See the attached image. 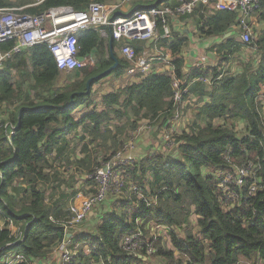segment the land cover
Instances as JSON below:
<instances>
[{"label":"trees","instance_id":"obj_1","mask_svg":"<svg viewBox=\"0 0 264 264\" xmlns=\"http://www.w3.org/2000/svg\"><path fill=\"white\" fill-rule=\"evenodd\" d=\"M93 1L115 0H44L26 11L39 14L58 6L82 11ZM32 2L0 0V8ZM136 2L139 0L132 10L142 5ZM162 2L174 3L155 0L147 7ZM204 14L201 13L198 32L202 37L222 38L212 47L220 66H194L185 72L181 52L188 39L163 40L176 55L172 76L151 72L139 81L103 94L99 103L93 101L92 93L101 79L93 81L87 91L88 79L114 64L112 53L119 64L109 75L122 77L129 64L117 53L121 42L111 35L102 38L92 27L77 32L79 57L95 58L88 68L60 70L48 45L40 43L24 51L16 64L8 62L0 70V83L5 82L13 91L1 93L0 100L15 98L17 89L22 93L21 87L29 81L26 77L32 82L30 90L35 92L32 101H28L30 90L26 92L11 121L14 128H10L8 137L4 132L0 137V218L4 222L0 226V264H4L2 258L9 252L26 256L27 261L19 264H34L47 257L52 248H60L67 233L72 234L68 248L73 256L62 264H141L142 258L128 252L122 243L128 235L148 231L151 223L165 226L170 236L174 249L159 246L156 251L168 264L264 261V101L260 100L264 96V28L249 43H242L234 36L223 38L232 26L239 25L237 12L217 10L210 16ZM158 28L163 34L160 23ZM246 44L254 48V58L243 64L241 72L224 74L222 63ZM133 45L141 54V45ZM29 67L30 72H26ZM13 68L18 70L16 77ZM199 77L210 78L211 88L204 93L209 101L198 109L189 129L178 136L176 155L172 151L153 152L125 166L126 198L119 200L114 210L99 215L92 229L71 231L67 204L77 192L70 195L72 191L64 187L67 181L54 163L71 147L74 137L84 132L83 139L88 137L95 145V157L107 161L129 141L140 120L168 127L174 79L188 87ZM237 118L245 122L241 136L236 131ZM74 132L77 134L71 137ZM100 160L95 165L84 157L77 160L80 168L87 169V174L82 173L83 169L79 171L86 183L93 182L88 175L97 170ZM249 160L256 163L254 170L242 186L232 187L236 201L228 207L233 203L224 199L221 175L234 164ZM255 182L257 190L250 194ZM193 217L198 231L189 228ZM15 226L19 228L17 233L13 231ZM181 227L185 230L183 236L177 234ZM176 251L186 260L177 257Z\"/></svg>","mask_w":264,"mask_h":264},{"label":"built area","instance_id":"obj_2","mask_svg":"<svg viewBox=\"0 0 264 264\" xmlns=\"http://www.w3.org/2000/svg\"><path fill=\"white\" fill-rule=\"evenodd\" d=\"M43 1L34 0L22 6L0 8V67L35 45L46 43L60 70L69 72L79 69L85 65V57H79L77 32L92 27L102 38H108L111 35L117 42H121L122 55L129 64L125 74L137 76L147 73L154 58H162L159 56L162 55L160 53L137 54L133 45L137 41L143 42L156 38L159 34L158 23L164 29L162 37H168L171 18L191 14L202 3L212 4L217 10L241 14L238 25L240 30L242 28L240 38L244 43H249L254 36L247 17L253 13L264 15V0H180L178 4H154L149 7L138 5L126 15L120 13L122 4L117 1H93L87 9L82 11H75L70 6L53 7L39 14L26 11V8L37 6ZM125 1L134 2L135 0ZM169 64L172 67L171 61ZM198 79L208 81L206 77ZM173 86V112L169 121L170 125L166 127L168 131H165L163 138L165 147L167 144H174L169 133L173 130L171 122L181 119L180 107L187 92V87H182L176 79ZM8 127L14 128V125L11 123ZM133 149H135L133 140L126 142L111 158L102 162L93 174L88 175V178L95 183L96 191L88 196H80L76 199V195L70 199L68 209L72 217L69 224L83 223L92 209L106 200L109 192L124 189L127 182L122 169L133 165L138 158L134 155ZM255 165L253 160L241 165L234 164L231 170L221 175L220 184L225 189L224 199L227 203H233L228 207H232L236 201L232 187L242 186ZM257 187L258 183L251 184L250 194L256 192ZM142 235V232H137L124 237L122 244L125 249L130 253L139 249L141 255L155 252L156 249L150 246L149 242L140 239ZM69 242L70 239L65 238L60 246L63 262H68L73 256V252L68 248ZM2 261L4 264H19L26 262L27 258L21 252H10L4 255Z\"/></svg>","mask_w":264,"mask_h":264},{"label":"rangeland","instance_id":"obj_3","mask_svg":"<svg viewBox=\"0 0 264 264\" xmlns=\"http://www.w3.org/2000/svg\"><path fill=\"white\" fill-rule=\"evenodd\" d=\"M119 3H121V7L120 10L123 12H126L127 10L131 9V7H133L134 2H127L125 0H115ZM254 17L256 18L255 21H252V28H253V36L257 33L260 32V30L263 28L264 26V16H260L259 14H254ZM241 32H242V28H241ZM239 32L237 31L235 33L236 37L239 38ZM184 47H183V51H184ZM117 53L119 54L120 57L124 58L121 52V48L120 46H118L116 48ZM250 48H247V46L244 49V52H247L248 54H250ZM150 53L154 54L155 52H157L158 50H149ZM255 51V50H254ZM211 55L215 56L214 58L211 59V61L208 62L209 66L214 65V66H220V60L217 59L216 54L211 52ZM256 53H254L252 56H255ZM24 56V53L16 56L13 60H19ZM249 58V56H248ZM247 58V59H248ZM234 58H231V60ZM13 60L7 61L8 62H12ZM246 60V58H245ZM5 63V64H6ZM84 63L85 65L80 67L84 68L87 66L90 67L95 63V58L93 55H90L88 57L84 58ZM5 64L0 67V70H3L5 68ZM216 64V65H215ZM223 66V65H221ZM223 67H226L225 65ZM15 69V68H13ZM31 67H29V69L26 70V72H30ZM16 71L13 72L12 70V74L17 75L18 70L15 69ZM0 78L1 75H0ZM27 80L31 81V79H29V77H26ZM116 78L113 75H108L104 78H102L99 82H97L94 86H93V93H92V99L93 101H95L96 103H99L101 100V96L103 95V93H107V92H113L116 91L118 88H116ZM64 78L62 80H60L59 82H63ZM131 82V81H129ZM127 82V83H129ZM30 82L25 83L22 87H21V92L20 93L17 89L16 92V97L9 100V99H4V100H0V118L2 119H7L8 117L12 118L13 113H15L18 111L19 105L25 100L26 96H27V91L29 92L30 87H31ZM122 87V86H121ZM4 91L7 92L8 94H13L12 89L8 90L7 86L4 83H0V94L2 93L4 95ZM19 92V93H18ZM31 95L28 99V101H32L35 98V92L30 90ZM10 114V115H9ZM78 115V114H76ZM14 117V116H13ZM189 119H190V115L187 113V111H185L184 113V118L181 121H172L171 125L173 126V130L169 131L172 140L174 141L173 145L167 144V150L171 149V151H173L172 154H174L177 150V140H178V136L184 131L189 129ZM192 122V121H191ZM139 127L132 131L131 133V137L129 138L130 140H133L136 149H142L144 150L145 154L144 156H147L148 154H151L153 152L156 151V145L157 142H159V138L162 139L164 138V134L165 131H168V128H164L163 125H160L159 123L157 124L158 127H153V124L151 122H149L148 120H140L138 122ZM245 122L242 120L237 121L236 125V131L238 132V134L241 136L244 134L245 132V126H244ZM83 135L84 132H82V135L76 136L74 137V141H73V145L71 144V147H73V149L70 152L71 147L67 150V152L62 156L61 159H59L58 161H56L55 167L57 170H59L62 174H63V178L67 181L66 184L64 185V187L68 186L69 191L74 190V192H77V196L76 199L80 196H88L91 195L93 193H95L96 191V185H94L93 182H88L86 183L83 179V176L79 173V171L81 169H83L82 173H88L85 167H79L77 165V160L84 157L86 161H92L93 165L97 164V161L99 162L100 158H96L95 155L96 153H93V150L95 149V145L94 143L90 142V139L87 137L86 139H83ZM73 137V135H72ZM140 145H139V144ZM141 146V147H140ZM160 146V144H159ZM91 152V153H89ZM100 162H102V159L100 160ZM137 162V160H136ZM136 164V163H135ZM124 171V168L122 169ZM79 173V174H75ZM125 172V171H124ZM123 172V173H124ZM76 189V190H75ZM125 189V188H124ZM124 189L122 191H114V192H109L107 195L106 200L101 203L100 205L96 206L94 209H92L91 214L86 218V220L81 223V224H68L69 228L71 229V231H83V229H85L88 224L91 225L92 224V220L94 218L98 219V216L101 214H104L106 212L112 211L114 210V207H116L117 202L119 200H123L126 198V192L124 191ZM47 196L50 197V191H47ZM74 201V200H73ZM70 202H68L67 204V209H68V205ZM69 211V209H68ZM69 214L71 216V213L69 211ZM69 216V215H68ZM72 217V216H71ZM4 222L3 219L0 218V226H3ZM196 217L191 218V223L189 225V228H192L195 231H198L197 225H196ZM94 226V222L91 225V228H93ZM90 227V226H89ZM148 231L143 232L142 237L140 238L141 240H145L146 242H149L150 246H152L153 248L156 249L159 248V246H163L164 248H169V249H174V246L171 242L170 236L168 234V232L166 231V229H164V226H158V224H154L151 223L150 227H148ZM19 228L18 227H13V231L15 233L19 232L18 231ZM177 234L180 236H183L185 234V230L184 227L178 228L177 229ZM153 239V241L151 240ZM86 250L88 251V246L86 245ZM139 250V249H138ZM134 250L133 254L138 255L140 258H142V263L141 264H168L167 259L162 256V255H158L156 254L157 252H148V254H144L141 255L140 250ZM176 256L177 257H181L182 260H186V257L183 255H180V253L178 251H176ZM63 256H62V250H60V248H52V251L50 252V254L47 257H43V258H39L37 259L34 264H62L63 263ZM3 262V261H2ZM4 263V262H3ZM241 264H244L243 262ZM253 264H256V262ZM257 264H264L263 260H260L257 262Z\"/></svg>","mask_w":264,"mask_h":264},{"label":"crops","instance_id":"obj_4","mask_svg":"<svg viewBox=\"0 0 264 264\" xmlns=\"http://www.w3.org/2000/svg\"><path fill=\"white\" fill-rule=\"evenodd\" d=\"M137 1V0H135ZM134 1V2H135ZM155 0H139V2H136L137 4H142L141 6H147L148 4L154 2ZM170 2H180V0H170ZM171 3V4H174ZM160 4H167L165 2H162ZM158 4V5H160ZM132 11V7L131 9L127 10L126 12L121 11V14H129ZM213 11H217V9L214 8V6L212 4H200L193 13L188 14L186 16H182V17H173L170 19L169 22V30H170V34L168 37H162V35L164 34H158L156 38L149 40V41H137L134 42V44L137 45H141L142 47V52H148L150 53L149 50H158L155 53H160L162 55V58H154L153 61L151 62V66L149 68V70L147 71V73L145 74H139V75H135V76H128L127 74H124L122 77L116 78V88H121V86H125L126 84H128L127 82L131 81V82H136L139 81L142 77L148 75L151 72H156V73H167V74H172L174 67L172 64H169V62L172 60L173 58L176 56L166 45H164V41L170 42L172 41L174 38H183L186 37L188 39L187 45L184 47V51H182V55L183 58L185 60V67H184V71L187 72L189 71L192 67L194 66H202L204 69L206 67L209 66L208 62L211 61L212 58H214L215 56L211 55L210 53L213 52L215 53L214 49H212V47L216 44L219 43L221 41V37H202L199 32H198V25L199 22L201 20V13L204 12L205 16H210L211 13ZM239 17H240V13ZM254 14H258V13H253L251 15H249L247 17L248 23L250 25L251 31L253 30L252 28V21H255V17ZM260 16H264L259 14ZM264 22V21H262ZM163 28V27H162ZM264 28V26H263ZM239 32V38L236 37L235 33ZM160 32V31H159ZM240 32L241 30L239 29V26L234 25L232 26V28L226 32L223 36V38H228L230 36H234L236 38V40H238L239 42L244 43L241 38H240ZM253 32V31H252ZM259 32H257L256 34H258ZM107 39V38H105ZM244 47L242 48L241 51L234 53V55L231 58L234 59H229L228 61H224L222 64L223 66L225 65L226 67H223V72L224 74H226L227 72L235 75L239 72H241L243 70V64L247 63L249 60L251 61L254 56H252L254 53H256L254 51V48L250 47L249 45H243ZM247 46V48H250V54H248L247 52H244L245 47ZM154 53V54H155ZM152 54V53H150ZM216 54V53H215ZM249 56V58H248ZM217 59H219V57L216 54ZM246 58V60H245ZM248 58V59H247ZM220 60V59H219ZM16 60L12 61V64H16ZM216 65V64H215ZM214 66V65H211ZM16 69V68H15ZM12 69L13 72H15L16 70ZM172 76V75H171ZM208 79V81H203V80H199L198 78H195L187 87V92H186V96L183 99V103L181 104L180 107V113H181V119L178 121H181L184 118V113L185 111H187V113L190 115V119H189V125L193 124L196 121V115L198 112V109L207 101H209V96H207L206 94L204 95L205 92L209 91L211 88V82H210V78L206 77ZM32 83L31 81H26L25 83ZM129 82V83H131ZM108 93V92H107ZM105 94V93H103ZM260 100L263 102L264 101V96L261 95L260 96ZM16 113V110H15ZM15 113H13V116H15ZM264 113V111H263ZM10 115V114H9ZM13 116L12 118L8 117L7 119H2L0 118V137L1 135L4 134L8 137L9 135V131L10 128L8 127L9 124H11L13 121ZM241 120V118H237L236 119V123L237 121ZM12 121V122H11ZM176 122V120H174ZM192 121V122H191ZM153 127H158V125H154ZM188 130V129H187ZM79 131V130H78ZM77 133H73L72 135L75 136ZM82 134V132H80V135ZM72 137V136H71ZM164 139H160L159 138V142H157L156 147V151L155 153H168L171 150H167V147L164 146L163 144ZM139 144V143H138ZM160 144V146H159ZM140 145V144H139ZM141 147V146H140ZM134 151V155L139 157H144L145 152L144 150H142L141 148L139 149H133ZM177 152V151H176ZM176 152L174 153L176 155ZM173 153V151H172ZM75 174H79L76 173ZM76 190V189H75ZM72 191V192H71ZM70 195L74 193V190L72 188V190H70ZM72 197H70L71 199ZM49 199H47L48 201ZM70 202V200H69ZM70 204V203H69ZM69 208V205H68ZM96 218H94L91 222L93 224V222H95ZM91 224V225H92ZM91 225L85 226L86 228L83 229V231L85 230H90ZM164 229H166V227L164 226ZM167 231V229H166ZM81 232V231H79ZM76 233V231H75ZM10 253V252H9ZM8 254V253H7ZM6 255V254H5Z\"/></svg>","mask_w":264,"mask_h":264},{"label":"water","instance_id":"obj_5","mask_svg":"<svg viewBox=\"0 0 264 264\" xmlns=\"http://www.w3.org/2000/svg\"><path fill=\"white\" fill-rule=\"evenodd\" d=\"M112 57H113V59L115 60V62H114V64H113L112 66H110V67L107 68L106 70L102 71V72L99 73L98 75H95V76H93V77H91V78L88 79V81H87V91L90 90V88H91V86H92V84H93V81H95V80H100V79H102V78L108 76L110 73L113 72L114 69H116V67H117L118 64H119V60H118V58H117L113 53H112ZM71 236H72L71 233H67V234H66V238H69V239H70Z\"/></svg>","mask_w":264,"mask_h":264}]
</instances>
